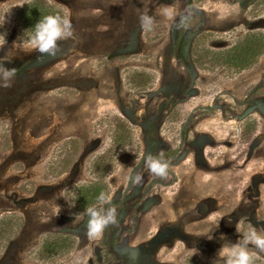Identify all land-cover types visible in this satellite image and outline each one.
I'll use <instances>...</instances> for the list:
<instances>
[{
	"label": "rangeland",
	"instance_id": "obj_1",
	"mask_svg": "<svg viewBox=\"0 0 264 264\" xmlns=\"http://www.w3.org/2000/svg\"><path fill=\"white\" fill-rule=\"evenodd\" d=\"M31 1L0 0L16 71L0 87V264H214L264 231V0H48L74 39L42 58L12 49L41 19ZM100 193L118 223L91 238Z\"/></svg>",
	"mask_w": 264,
	"mask_h": 264
},
{
	"label": "clouds",
	"instance_id": "obj_2",
	"mask_svg": "<svg viewBox=\"0 0 264 264\" xmlns=\"http://www.w3.org/2000/svg\"><path fill=\"white\" fill-rule=\"evenodd\" d=\"M165 17L172 19L173 11L169 8L160 10ZM190 14L182 15L176 20L177 29L186 27ZM153 17L143 14L139 17V24L142 30H151ZM74 39L72 22L67 17L60 15H47L40 19L31 29L26 30L22 37L12 44V49L21 51H35L40 57H54L58 50L60 41ZM6 43L5 36H0V48ZM11 62L10 56L0 57V87H10L11 80L16 75L15 69L5 67ZM146 165L156 176L167 175L169 165L161 159L153 156L146 158ZM140 177L134 176L133 182H138ZM99 206H92L85 209L88 217L86 235L91 238H98L106 228L118 223V212L116 206L106 205V197L103 193L98 196ZM219 225H217V228ZM209 241L213 235L206 236ZM221 240L225 237L221 235ZM258 253H264V231L256 228H249L244 231L234 243H224L218 250L214 264H254ZM196 254V250H194Z\"/></svg>",
	"mask_w": 264,
	"mask_h": 264
},
{
	"label": "trees",
	"instance_id": "obj_3",
	"mask_svg": "<svg viewBox=\"0 0 264 264\" xmlns=\"http://www.w3.org/2000/svg\"><path fill=\"white\" fill-rule=\"evenodd\" d=\"M26 7H35L36 9H41V19L44 16L47 15H60L61 17H65L64 12L58 8L55 7L54 5H52L48 0H32L31 2H29L28 4H26L24 6ZM24 7H22V9L20 11H22L24 9ZM179 38L177 37L176 40V44H179ZM253 43H249L248 45L245 46H237L235 53H238V58L239 61L242 60V67L244 69L247 68H251L253 66V64H255L257 57L252 53L253 52ZM7 234V225L4 223V221L0 222V237L5 236Z\"/></svg>",
	"mask_w": 264,
	"mask_h": 264
}]
</instances>
